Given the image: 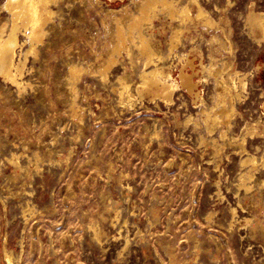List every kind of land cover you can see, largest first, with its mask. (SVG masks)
Here are the masks:
<instances>
[{
  "label": "rangeland",
  "instance_id": "1",
  "mask_svg": "<svg viewBox=\"0 0 264 264\" xmlns=\"http://www.w3.org/2000/svg\"><path fill=\"white\" fill-rule=\"evenodd\" d=\"M3 1L0 23L9 17ZM198 1L221 28L188 22L177 54L193 62L187 72L197 73L208 104L215 84L199 71L211 51L245 77L239 112L224 127L239 139L246 123L264 124V38L246 26L251 10L264 14V0ZM123 6L135 10L132 0H60L38 55L27 56L30 85L20 92L0 77V264H264V167L252 171L250 188L240 185L251 167L238 145L184 123L199 113L196 96L181 90L172 105L139 97L124 106L117 78L125 73L135 91L140 63L123 52L109 80L82 76L73 111L67 65L102 64L114 42L109 10ZM159 22L156 45L165 50L179 22ZM215 34L230 45L211 43ZM167 64L177 78L180 59ZM257 146L264 137L246 135L249 152Z\"/></svg>",
  "mask_w": 264,
  "mask_h": 264
},
{
  "label": "bare ground",
  "instance_id": "2",
  "mask_svg": "<svg viewBox=\"0 0 264 264\" xmlns=\"http://www.w3.org/2000/svg\"><path fill=\"white\" fill-rule=\"evenodd\" d=\"M59 1L60 0L3 1L4 4L2 8L8 13L9 17L7 20L0 23V77L17 86L20 92L26 85H30L29 82L24 81V69L27 56L29 53L38 55L39 45L44 43L46 36L55 23L54 19L57 16L58 11H55L54 7L59 4ZM132 2L135 4L134 11H129L128 6L109 10L115 24L114 42L106 59L101 62L102 64L98 65L95 70L89 69L91 64L89 65V68L82 63L76 62L70 63L69 66L67 65V86L72 101L73 111L76 109L75 105H77L79 83L82 76L85 75L86 72L91 71V74L97 73L103 81L109 80L111 71L119 62L118 55L125 52L132 63L135 62V59L140 63L138 75L140 81L135 84L136 88L135 91H133L131 89L130 81L127 80L125 73L117 78V83L120 87L114 89L120 96V103L130 108L134 106L136 99H139L140 97L141 100L144 98H150L155 101V103L160 101L166 105H172L175 104L176 92L181 90L186 91L190 95L196 96L200 101V104L197 106L199 108V113L197 117L188 114L184 123L186 125L192 124L197 129H204L205 132L210 135H213L214 131L218 129L219 137L224 141L221 142L223 147H225V141L227 140L232 145L236 143V145H238L237 147L240 148L238 154L242 155V166L251 167L249 171L241 175L240 185L245 186L247 189L250 188L248 184L254 177L252 171L257 170L260 164L264 167V147L261 148L260 146H257L255 148L256 152L250 153L246 147V135L264 137V124L260 121L256 123H246L243 129V137L234 139V137L228 136V129L232 127V120L239 112L237 104L242 96L239 89L245 87V77H241L242 73H239L238 71L232 72L231 63L228 62V60L220 62L215 57L213 51H211V53H209L210 62L208 64L201 62V69L199 71V73H202V77L200 76L202 80L205 79V81H208L212 78L214 81L213 84H215L213 104H208L205 99L196 92L200 83V80L197 82L198 80L196 81L194 79V76L197 75V73L195 72L192 74L187 72V67L193 66V62L187 59L186 55L177 54L179 47L183 44V37L187 30L186 25L188 22L198 21L209 28L214 26L221 28V26L209 15L208 11L203 8L198 0H189L182 5L177 0H132ZM192 8L196 11L193 12ZM100 10L102 9L100 8ZM98 12L96 11L95 13ZM116 14L128 15L127 17L129 18L125 21L122 17L117 16ZM92 15L94 14L92 13ZM103 15L105 16V14ZM107 15L109 16V14ZM162 16H166L172 21L179 22L177 27L172 28V34L169 39L165 41V50L157 47L156 44H160L161 41L159 39L157 40L155 35L156 31L160 33L165 29L161 25L162 23L160 24L159 22L161 25L159 29L155 23ZM246 26L252 35H258L256 37L261 36L264 38L263 13L251 10L246 17ZM20 35L25 37L23 42L20 39ZM210 42H218L224 47L230 45L226 44L218 34L213 35ZM24 44H29V49L26 52H23L21 49L22 51H20L19 54L18 49L22 48ZM18 56L21 57L18 59ZM22 57H24V59ZM173 57H178L182 62V66L180 65L182 68L179 70L180 74L177 78L173 75L172 66L167 64L168 60ZM184 58L186 61H184ZM224 127H227L228 129H224ZM213 139V143L214 141L218 143V140L215 138ZM219 147H221V145ZM258 152L260 153L259 156H257ZM218 153H220V151ZM218 164L216 163V165ZM261 184L264 185V180ZM23 213H25V211ZM92 229L94 230L93 227ZM94 233L97 236L100 234H98V231H95ZM6 259L8 262H12L13 257L11 254L7 253Z\"/></svg>",
  "mask_w": 264,
  "mask_h": 264
}]
</instances>
